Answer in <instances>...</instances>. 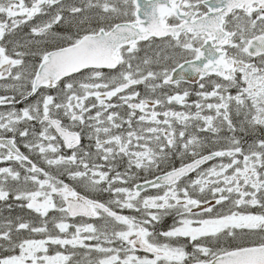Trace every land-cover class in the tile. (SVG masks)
Here are the masks:
<instances>
[{
    "label": "snow or ice",
    "instance_id": "1",
    "mask_svg": "<svg viewBox=\"0 0 264 264\" xmlns=\"http://www.w3.org/2000/svg\"><path fill=\"white\" fill-rule=\"evenodd\" d=\"M0 264H264V0H0Z\"/></svg>",
    "mask_w": 264,
    "mask_h": 264
},
{
    "label": "rangeland",
    "instance_id": "2",
    "mask_svg": "<svg viewBox=\"0 0 264 264\" xmlns=\"http://www.w3.org/2000/svg\"><path fill=\"white\" fill-rule=\"evenodd\" d=\"M27 31H28V29H27V28H25V29H24V32H27Z\"/></svg>",
    "mask_w": 264,
    "mask_h": 264
}]
</instances>
